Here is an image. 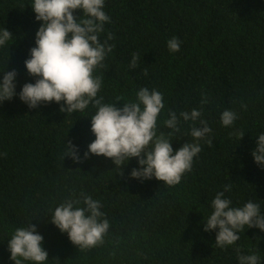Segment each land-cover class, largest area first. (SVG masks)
I'll use <instances>...</instances> for the list:
<instances>
[{
	"label": "trees",
	"instance_id": "trees-1",
	"mask_svg": "<svg viewBox=\"0 0 264 264\" xmlns=\"http://www.w3.org/2000/svg\"><path fill=\"white\" fill-rule=\"evenodd\" d=\"M32 2L0 0V30L13 35L0 46V79L15 70L17 93L35 82L24 66L42 23ZM103 10L110 22L99 39L111 34L114 48L93 73L102 77L98 98L122 108L139 89H155L165 105L160 131H170L163 124L169 111L196 109L212 129V146L200 142L179 184L141 182L129 176L135 158L121 169L104 156L80 164L66 156L68 142L83 158L95 139L92 104L64 113L55 102L29 109L18 95L0 103V264H14L8 240L29 223L43 236L44 264H239L237 249L264 264V231L245 226L235 244L220 248L203 223L225 185H231L225 191L231 206L253 201L264 214V168L251 154L264 133V0H104ZM172 37L180 41L178 52L167 47ZM133 53L139 56L134 69ZM224 110L237 113L230 127L221 123ZM192 126L180 121V133L170 138L174 150L193 142ZM81 193L100 202L109 222L103 244L84 250L51 223L54 209Z\"/></svg>",
	"mask_w": 264,
	"mask_h": 264
},
{
	"label": "clouds",
	"instance_id": "clouds-1",
	"mask_svg": "<svg viewBox=\"0 0 264 264\" xmlns=\"http://www.w3.org/2000/svg\"><path fill=\"white\" fill-rule=\"evenodd\" d=\"M31 7L35 19L42 22L35 33V47L30 49L29 58L24 61L28 75L34 77L35 82L23 84L17 93L14 83L17 72L5 70L0 79V103L18 95L29 109L55 102L64 113L82 112L92 104L96 111L90 117V131L95 139L87 145L83 158L78 147L68 142L66 156L76 164L93 155L104 156L121 169L135 158L138 167L132 168L130 178L141 182L155 178L168 186L179 184L183 175L192 170L193 159L202 150L200 142L212 146V129L201 118V111L193 109L179 115L169 111L163 124L170 131L165 133L157 124L165 107L161 92L143 87L136 93V100L124 102L122 108L98 98L102 77L93 73L102 67L106 55L114 48L108 44L111 34L104 42L99 39L105 23L110 22L103 10L104 0H33ZM77 11L79 15H74ZM12 36L8 29L0 30V46ZM167 47L171 52H178L180 41L172 37L167 41ZM138 59V54L133 53L129 67L136 68ZM204 103L207 99H202L201 104ZM220 119L224 127H230L237 119V113L224 110ZM181 120L193 122L190 130L193 142H185L174 150L170 138L180 133ZM243 136L241 133L240 139ZM251 154L255 163L264 168V133L258 135ZM224 189L231 191V185H225ZM225 191L215 195L211 201L213 211L203 221L204 231L216 232L215 245L220 248L235 244L240 238L238 233L245 226L264 231L260 205L248 201L242 207L231 206L232 201L225 198ZM101 207L98 200L81 193L79 198L70 197L57 206L51 223L61 233H66L78 249H91L103 244L109 229ZM42 244L43 236L36 225L29 223L15 230L7 249L14 264H22V261L44 264L49 259ZM237 256L239 264H259L256 254L242 255L237 249Z\"/></svg>",
	"mask_w": 264,
	"mask_h": 264
}]
</instances>
